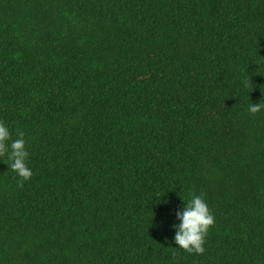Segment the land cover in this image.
<instances>
[{"label": "trees", "instance_id": "trees-1", "mask_svg": "<svg viewBox=\"0 0 264 264\" xmlns=\"http://www.w3.org/2000/svg\"><path fill=\"white\" fill-rule=\"evenodd\" d=\"M260 102L264 0H0V264H264Z\"/></svg>", "mask_w": 264, "mask_h": 264}, {"label": "clouds", "instance_id": "clouds-1", "mask_svg": "<svg viewBox=\"0 0 264 264\" xmlns=\"http://www.w3.org/2000/svg\"><path fill=\"white\" fill-rule=\"evenodd\" d=\"M249 80L243 82L245 87L248 86ZM261 110H264V103L261 102L251 103L248 108L251 115ZM12 135L6 123L0 120V157L7 155L10 163L5 162L20 178L18 186L23 187L24 182L33 175L27 164L29 157L27 141L23 130L16 129V139H13ZM9 141H11L10 144ZM176 216L181 221L178 225H174L177 229L175 242L178 247L190 254H203L207 233L215 224V217L203 195L193 194L192 198L185 203L184 209L178 211Z\"/></svg>", "mask_w": 264, "mask_h": 264}]
</instances>
